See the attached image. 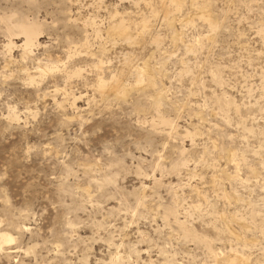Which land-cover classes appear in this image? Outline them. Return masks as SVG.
Here are the masks:
<instances>
[{"label": "rangeland", "instance_id": "obj_1", "mask_svg": "<svg viewBox=\"0 0 264 264\" xmlns=\"http://www.w3.org/2000/svg\"><path fill=\"white\" fill-rule=\"evenodd\" d=\"M262 29L264 0H0V264H264Z\"/></svg>", "mask_w": 264, "mask_h": 264}, {"label": "bare ground", "instance_id": "obj_2", "mask_svg": "<svg viewBox=\"0 0 264 264\" xmlns=\"http://www.w3.org/2000/svg\"><path fill=\"white\" fill-rule=\"evenodd\" d=\"M192 2L196 4L197 2H199V0H192ZM171 3H173V5H175L176 7L179 8V6L182 4V0H171ZM201 15H202L201 17H203L204 19L207 17L203 12L201 13ZM209 24H210V27L213 30L217 29V26L214 23H209ZM16 29L25 38L24 44H23V50L26 53L27 50H28V48L34 46L32 44L37 43L36 42L37 41L36 39H37V33H38V29L39 28L36 25H34V24H27V25H18L16 27ZM112 31L115 34H118V35L124 37L125 39L128 36V33H127L128 30H127V28L124 25H122V23H119L118 25H116L112 29ZM262 35L264 36V29H262ZM191 47H190V49H191ZM188 50H189V48H188ZM137 76H138L137 77L138 78V83L137 84H142L144 81H147V83L149 85H153L154 84V76L151 73V70L147 66H144L143 68L139 69L137 71ZM98 84H99V89H102V90L104 89L105 90V89L109 88L108 87L109 84L107 85L104 81H100V83H98ZM113 87H111L110 89H112ZM126 92H127L126 88L123 87L122 88V94H125ZM161 99H162L161 98V93H158L157 96H156V100L154 99V101H156V104H158L161 101ZM11 239L12 238L9 235H0V245H2L3 242L5 243V242L10 241ZM225 261H226L227 264H245L244 261L242 259H239L238 257H233V258L232 257H228V258H225Z\"/></svg>", "mask_w": 264, "mask_h": 264}]
</instances>
